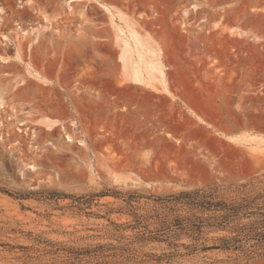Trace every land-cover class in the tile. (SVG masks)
Masks as SVG:
<instances>
[{
  "label": "rangeland",
  "instance_id": "1",
  "mask_svg": "<svg viewBox=\"0 0 264 264\" xmlns=\"http://www.w3.org/2000/svg\"><path fill=\"white\" fill-rule=\"evenodd\" d=\"M129 29L162 48L175 98L127 82ZM253 178L264 180V0H0V264H264L221 250L159 261L164 243L137 244L130 260L72 255L117 244L108 219L127 221L107 215L112 196L84 211L72 196Z\"/></svg>",
  "mask_w": 264,
  "mask_h": 264
},
{
  "label": "trees",
  "instance_id": "2",
  "mask_svg": "<svg viewBox=\"0 0 264 264\" xmlns=\"http://www.w3.org/2000/svg\"><path fill=\"white\" fill-rule=\"evenodd\" d=\"M257 181L264 184V180L253 178L239 185H210L168 195L108 191L72 196L80 211L90 209L97 197L112 196L119 205L109 208L107 215L116 213L127 217L124 223L108 219L112 227L110 239L117 244H97L84 251H72V255L130 260L137 256V244L164 243L172 251L161 255L159 261L170 262L177 256L212 250L264 256V187L256 186ZM1 191L19 196L8 190ZM109 205L115 202L104 206ZM145 256L156 257L155 254Z\"/></svg>",
  "mask_w": 264,
  "mask_h": 264
},
{
  "label": "bare ground",
  "instance_id": "3",
  "mask_svg": "<svg viewBox=\"0 0 264 264\" xmlns=\"http://www.w3.org/2000/svg\"><path fill=\"white\" fill-rule=\"evenodd\" d=\"M185 14H187V11ZM136 30L137 29L135 30L129 29V34H128L129 39L127 38L129 41L127 40L124 42V44H122L123 45L122 51L120 53V61L122 62L124 68L127 69L129 68V66L133 65L131 68L132 72L126 80L127 82L129 81L131 84H133L132 85L133 90H136V91L144 90V88L147 90L152 89V90L158 91L161 94H164L165 98L167 99V96L171 97L172 93L169 91V86H168L169 84H167V77L165 73L166 67L162 61L164 59L163 50L161 47H160L161 49H159L157 47V44L156 45L154 44L155 41H153L154 43L152 42V39L148 37L149 35H145L143 33L140 34ZM230 31L233 33V29H230ZM238 34L241 35V33H238ZM123 36H127V35L123 33ZM123 39H126V37ZM122 42L123 40L121 41V43ZM141 64L144 66V69L149 74V79H146L144 75H142L140 67L142 68L143 66H141ZM152 79H153V83H154V79H158L159 80L158 82H160L161 85L160 86L159 84L153 85L151 82ZM187 89H189V87ZM198 92H195V93L197 94ZM150 94L151 93H148V96L152 95ZM194 95L195 94H193V96ZM171 98H175V97L172 96ZM185 118L187 119V121L182 122L180 124V127L182 128L193 127L194 133H203L204 131H206L207 128L204 124L203 125L199 124L200 122L196 124V121L192 117H185ZM54 122H52L51 124L56 125V124H53ZM201 122L204 123V121H201ZM51 124L49 125L50 127H52Z\"/></svg>",
  "mask_w": 264,
  "mask_h": 264
},
{
  "label": "crops",
  "instance_id": "4",
  "mask_svg": "<svg viewBox=\"0 0 264 264\" xmlns=\"http://www.w3.org/2000/svg\"><path fill=\"white\" fill-rule=\"evenodd\" d=\"M170 91V90H169ZM171 92V91H170Z\"/></svg>",
  "mask_w": 264,
  "mask_h": 264
}]
</instances>
